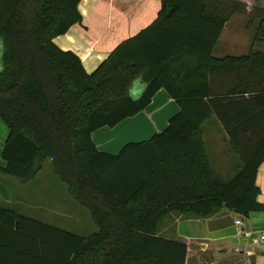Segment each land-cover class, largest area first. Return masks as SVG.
<instances>
[{"label":"trees","instance_id":"trees-1","mask_svg":"<svg viewBox=\"0 0 264 264\" xmlns=\"http://www.w3.org/2000/svg\"><path fill=\"white\" fill-rule=\"evenodd\" d=\"M226 1L229 11L210 0H162L156 21L88 74L76 54L54 43L82 22L81 0H0V120L9 129L0 170L27 183L51 160L97 227L83 237L0 205V264H187L188 245L158 234L167 216L205 221L223 209L243 218L264 212L257 184L264 130L255 129L264 122V86L252 85L257 94L249 99L212 95L216 71L264 70L257 51L213 56L227 21L246 5ZM247 17L259 20L254 41L262 43L264 6ZM162 89L180 107L163 132L117 155L97 150L96 131L139 115ZM214 116L240 160L225 181L205 144L203 125Z\"/></svg>","mask_w":264,"mask_h":264},{"label":"crops","instance_id":"crops-1","mask_svg":"<svg viewBox=\"0 0 264 264\" xmlns=\"http://www.w3.org/2000/svg\"><path fill=\"white\" fill-rule=\"evenodd\" d=\"M227 2L210 0L216 7L219 3ZM243 2L248 5L246 6L248 13L258 2L264 6V0ZM161 7L162 0H81L78 10L82 22L71 27L66 34L57 37L54 43L62 51L76 54L82 61L85 71L92 74L121 44L151 26L158 18ZM234 16L236 14L227 21L213 56L223 59L245 57L252 51L264 53L263 43L250 41L221 44L226 28L233 23ZM234 23H239V26L244 24L242 21ZM210 81L212 95L215 98L228 101L249 99L253 94H257L251 92L252 85H255L257 90L264 86V70L257 67L221 69L211 75ZM142 93V87H136L132 92L136 98ZM260 101L264 103L262 98ZM179 111V105L162 89L154 96L149 107L139 115L123 121L115 128L100 129L92 138L98 151L117 155L129 143L148 142L155 134L166 129L169 120ZM262 112L264 113V109ZM227 115L229 119L234 118L230 110ZM255 129L264 130V122L255 125ZM203 131L205 144L207 139L211 141V146L213 145V160L210 161L217 177L224 180L231 178L240 165V160L231 151L228 135L220 118L214 116L207 121L203 125ZM8 136L9 129L0 120V168L6 165L2 153ZM42 172L43 169L32 181L23 183L20 179L0 170V205L12 209L19 215L25 214L26 217L28 215L25 212L27 214L31 212L33 215H29V218L83 237L95 234L97 227L90 212L71 197L60 209L54 193L47 192L42 196L45 188L40 191L42 194L38 193V188L37 191L33 190L31 185L40 179ZM257 184L261 191L259 199L264 202V163L259 169ZM36 192L35 203L32 197ZM58 202L61 203L59 199ZM30 204L32 208H27ZM82 207L88 211L89 216L83 212ZM59 211L63 213L62 216ZM238 219H243L245 223L247 234L242 237L238 235L235 225ZM263 232L264 212H255L249 218H243L228 209H223L205 221L185 219L176 214L169 215L161 223L158 234L188 245L187 264H264V246L253 244V239L260 237Z\"/></svg>","mask_w":264,"mask_h":264},{"label":"rangeland","instance_id":"rangeland-1","mask_svg":"<svg viewBox=\"0 0 264 264\" xmlns=\"http://www.w3.org/2000/svg\"><path fill=\"white\" fill-rule=\"evenodd\" d=\"M240 2H243V0H240ZM224 4H226L225 8L226 9L228 8L227 10L229 11L231 9L228 7L230 4L229 3H224ZM256 4H260V2H258ZM246 6H248V5H242L241 8L240 7L238 8V11H240V12L235 13L236 16H234V18H232L233 23H230L227 26L226 32L223 36V39L221 40V44L230 45L233 43L239 44L240 42L249 43L250 41L252 43H256L254 40H255V36H256L258 28H259V24H258L259 20H252V19L249 20V17H246V14L249 15V13L246 10L247 9ZM253 16L256 17V15H253ZM237 21L238 22L242 21V22H244V24L242 26H239V23H234ZM262 43H263L262 45H264V41ZM164 130H162L161 132H163ZM161 132H159V133H161ZM210 143H211V141H207V139H206L207 151H208V154L210 156V159L213 160V150L214 149H213V145L211 146ZM42 169H43V172H42L40 179L35 181V183H33V185H31V186H32L34 191H37V188H38L39 194H42L40 191H42L43 188H45V191H44L42 196H44V194L47 192L54 193V197H56V199H57V205H60L59 208L62 209V205L66 201L70 200V196L68 194V189H67V187H65L61 183L60 179L55 174L54 168H53V163L51 160H48L44 164ZM222 181H225V180L222 179ZM46 196L47 195H45V197ZM49 196H51V195H49ZM51 197H53V196H51ZM58 199L61 201V203L58 202ZM30 200H31V198L29 197V201ZM36 200H37V192L32 197L33 202L36 203ZM51 201H52V199H51ZM27 208H32V204H30V207L27 206ZM82 210H83V212H85V214H87V216H89V213L86 209H84L82 207ZM25 213H26V215H28L27 217H29V215H33L31 212H28V214H27V212H25ZM59 214L61 215L63 213L61 211H59ZM23 215L25 216V214H23ZM62 227L66 228V226H62Z\"/></svg>","mask_w":264,"mask_h":264},{"label":"built area","instance_id":"built-area-1","mask_svg":"<svg viewBox=\"0 0 264 264\" xmlns=\"http://www.w3.org/2000/svg\"><path fill=\"white\" fill-rule=\"evenodd\" d=\"M235 225L238 229V235L239 236L242 237V236H245L247 234L245 231V223H244L243 219L236 220ZM253 244L264 246V232L261 234L260 237H257V238L255 237L253 239Z\"/></svg>","mask_w":264,"mask_h":264}]
</instances>
